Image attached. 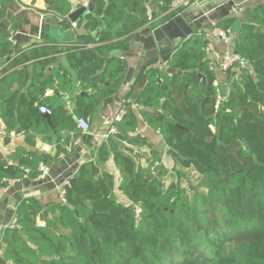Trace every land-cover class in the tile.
Returning a JSON list of instances; mask_svg holds the SVG:
<instances>
[{
	"label": "trees",
	"instance_id": "16d2710c",
	"mask_svg": "<svg viewBox=\"0 0 264 264\" xmlns=\"http://www.w3.org/2000/svg\"><path fill=\"white\" fill-rule=\"evenodd\" d=\"M174 1L103 0L71 23L69 0H45L44 14L58 18L63 30L74 24L76 40L64 50L54 45L33 49L32 59L45 58L35 67L51 65L54 56L64 52L80 79L89 78L91 88L90 94L76 98L72 114L61 107L51 109L53 127L63 125L75 132L79 119L86 120L115 93L127 66L124 60L103 59V54L126 50L136 32L155 27L149 24L146 6L154 8L152 20L161 15L160 23L180 14L182 9L171 10ZM6 13L7 6L1 5L0 21ZM235 24L234 19H224L216 28L231 30ZM238 24L234 52L247 66L237 67V80L230 83L218 107L220 117L215 116L217 89L207 60L208 41L194 33L177 46L164 69L152 68L151 63L144 67L143 91L126 101L136 106V112L124 110L114 123V137L98 148L95 162L79 167L70 188H64V203L49 210V220L34 200L19 204L14 223L2 238L0 264H264V6L247 9ZM11 31H16L14 24ZM7 36L0 38L2 61L15 52ZM13 63L16 68L22 60ZM10 68L1 71L0 130L3 127L5 136L30 127L50 134L36 111L45 101L16 99L25 77L20 69L7 73ZM50 86L47 82L43 89ZM29 91L34 95L40 89ZM137 114L161 136L176 167L193 168L200 176L191 196L179 179L169 176L174 168L168 173L154 163L156 156L140 167L118 150L120 142H131ZM31 139L26 137L27 146ZM56 151V158L64 153L59 147ZM110 155L118 178L100 169ZM8 160L13 165L7 168L0 161L3 187L23 177L36 181L40 165H48L39 154L20 146ZM37 217L44 227L36 226Z\"/></svg>",
	"mask_w": 264,
	"mask_h": 264
},
{
	"label": "crops",
	"instance_id": "0c3cea01",
	"mask_svg": "<svg viewBox=\"0 0 264 264\" xmlns=\"http://www.w3.org/2000/svg\"><path fill=\"white\" fill-rule=\"evenodd\" d=\"M69 1L73 10L76 9V0ZM1 5L7 6V13L0 21V38L7 34V38H9L11 35L13 43H10L15 47V52L10 59L6 61L0 60V78L3 76L1 71L10 68V65L11 68L7 73L20 69L25 77V85L19 91H15L16 99H26L34 102L45 101V106L43 107L49 109L61 107L68 114H72L75 109L76 98L91 93V88L88 86L89 78L80 79L68 63L66 54L62 51V53L54 56V61L51 65L42 66L41 69L35 67V63L44 61L45 58L34 60L30 57V54L33 49H40L46 45H54L59 50L70 47L76 40L75 25L70 24L71 28L68 30H63L60 25L58 27L47 26L42 32L43 19H58L44 14L46 11L45 0H0ZM262 6H264V0H193L189 6L182 9L180 14H191L189 22L194 27H197V32L195 31V33L203 34L208 41L207 60L209 62H218L221 56L234 51L233 39L237 35L239 30L238 23L243 19L246 10ZM153 10L154 8L151 7V11L147 12V15L150 14L151 16ZM160 17L161 15H158L155 20H152V24H155V27L163 24L160 23ZM193 17L197 18L193 21ZM224 19H234L236 21L235 26L231 29V41L228 43H224L211 35L212 25H216ZM12 24L16 28L15 32L11 31ZM146 28L139 30L132 36L128 44L129 47L126 50H120L121 56L119 58L110 57L124 60L127 66L126 75L117 86L115 93L102 101L87 116L86 122L89 125L87 134L80 129L78 123L75 132L63 125L57 129L53 126V129H51L49 126L50 134L36 133L35 130L37 128L32 130L30 127L25 131L11 132L9 136H5L1 134L0 130V153L6 161L4 168L13 165L8 160V156L19 146L25 147L28 151L40 156L43 154L47 155V158L43 159L48 161L47 167L49 168L48 175L42 179L38 178L36 181H30L27 177H23L15 182L8 183L4 187L0 184V255L3 253L4 247L2 238L5 230L13 225L19 204L25 199H32L42 209V215L46 213V216L51 218L49 210L51 211V208L56 205L63 204L59 193L65 188L66 183L71 182L81 165L95 162L98 148L108 138L114 137V134H112L105 138L114 126V118L121 112L124 113L127 107L129 109L133 108L131 106L124 107L127 99L138 96L147 83V78L144 81L141 79L142 76L146 77L142 71L149 64L147 62L149 57L146 55L145 49L147 43L143 40L146 37L143 32ZM50 31H55V35L50 36ZM69 32L73 33L74 41L68 42L67 40L71 39L68 35L64 38L59 36ZM89 48H92V46ZM111 51H107L104 54ZM17 60H22V63L13 68L17 64L13 63V61ZM150 63L153 65L152 68H165L163 67L165 66L163 62ZM225 75L218 70L214 71L215 81L221 87L224 86ZM46 81L51 83V86L43 89L44 84L47 83ZM35 86L40 91L31 95L29 90ZM79 110H81L80 107ZM36 111L39 120L47 123L41 119L42 114L39 113L38 109ZM19 129L20 125L17 124L16 130ZM76 133L80 134V136L75 137ZM84 135H90L91 140L89 142L83 141ZM27 136L32 137L30 146L26 145ZM4 138H8L9 142H4ZM129 138H131V142L122 141L117 144L118 150L128 156H132L140 167H145L148 163L154 162V156H156L157 159L154 163L161 164L168 173L175 168L174 160L168 154L169 149L161 136L150 129L138 114L136 131ZM57 147L64 151L58 158H56ZM100 169L103 173H111L118 178L111 155L107 161L100 164ZM52 213L53 216L58 214L56 211ZM18 233L21 235L20 231Z\"/></svg>",
	"mask_w": 264,
	"mask_h": 264
},
{
	"label": "water",
	"instance_id": "95a60500",
	"mask_svg": "<svg viewBox=\"0 0 264 264\" xmlns=\"http://www.w3.org/2000/svg\"><path fill=\"white\" fill-rule=\"evenodd\" d=\"M103 0H89L90 5L87 10H85L83 7H78L70 12L67 19L71 23H75L78 18H80L83 14L91 13L93 11L94 6L99 2ZM191 14H177L171 19H169L167 22L163 23L162 25L155 27V28H149L147 27L144 29V33L146 34V37L143 38V40L146 41L147 45L145 47L146 49V55L149 57L148 63L150 62H167L169 58L172 56L173 51L179 46L181 43L185 42L190 36H192L195 31L197 30V27H194L191 22H189ZM197 17H193V21ZM61 24V21L59 19H43L42 20V29L41 31L44 32V29L48 26L58 27ZM60 34V33H59ZM50 36L55 35V31H50ZM66 35L70 36L71 39H68L67 41H74V35L72 32L60 34L62 38H64ZM121 52L119 50H113L107 54L103 55V58H110V57H120ZM166 72H169L168 69H165ZM199 78H201L202 83L205 85V79L202 75H198ZM141 79L144 81L146 80L145 76H142ZM129 107L126 108L128 110ZM41 119L43 121H46L48 125L52 128L50 116L47 115H41ZM55 132V131H54ZM4 142H9L8 138L3 139ZM91 140L90 135H84L83 141L89 142ZM171 150V149H170ZM42 158H47V155L43 154L41 156ZM0 161L2 162L3 166L6 165V161L3 159L2 154L0 153ZM46 216V213H44ZM46 218L49 220V218L46 216Z\"/></svg>",
	"mask_w": 264,
	"mask_h": 264
},
{
	"label": "built area",
	"instance_id": "2783aa9c",
	"mask_svg": "<svg viewBox=\"0 0 264 264\" xmlns=\"http://www.w3.org/2000/svg\"><path fill=\"white\" fill-rule=\"evenodd\" d=\"M192 1L193 0H175L172 3L171 10L174 11V10L183 9V8L189 6ZM89 5H90L89 0H76V8L83 7L85 10H87L89 8ZM146 9H147V12L151 11L150 6H146ZM148 19H149V24H152V18L150 16V14L148 15ZM211 35L220 39L224 43H228L229 41H231V38H230L231 37V30L223 31V30L217 29L216 25H212ZM8 40H9V42L13 43V38L11 35L9 36ZM246 66H247V62L242 61L241 58L239 57V55L237 53H235L234 51L230 52V53H226L223 56H221L218 62L217 61L209 62V70L210 71L214 72V71L218 70L222 74H226L229 71H231L237 67L244 68ZM163 67H165V66H163ZM213 86L216 87V89H217V100L215 102V109H217L220 106L222 99L220 97V90H219L218 82L215 81L213 83ZM127 104L129 106L133 107L134 109H136V106L134 104H132L130 102H128ZM38 111H39V113H41L43 115H47V116H51V114H52L51 109H49L47 107H43V106L39 107ZM123 115H124V113L121 112L119 115H117L114 118L113 122L119 121ZM77 123H78V126L80 127V129L85 134H87L88 130H89V125L86 122V120L79 119L77 121ZM115 133H116V130L114 129V126H113L111 128V130L109 131L108 135L105 136V138L112 135V134H115ZM1 134L5 135L3 127H1ZM39 171H40L39 178L42 179L48 175L49 168L45 165H40ZM12 182H15V181H12ZM9 183H11V182H9ZM65 187L70 188V183H66ZM59 196H60L61 202L64 203V189L60 191ZM139 212L140 211L137 210L136 214H139ZM35 223H36L37 227H44L45 226L44 221H42L38 217L35 219Z\"/></svg>",
	"mask_w": 264,
	"mask_h": 264
},
{
	"label": "rangeland",
	"instance_id": "374dc122",
	"mask_svg": "<svg viewBox=\"0 0 264 264\" xmlns=\"http://www.w3.org/2000/svg\"><path fill=\"white\" fill-rule=\"evenodd\" d=\"M235 71V72H234ZM233 72H230L228 74L225 75L226 80L224 82V86L221 87L219 84V90H220V97L223 100V95H225L227 88L229 87L230 83L234 82L237 80L238 77V68H235ZM222 102V101H221ZM216 118L219 116L220 117V109L217 108L216 109ZM214 130V129H213ZM174 173L169 175L171 176V179H179L178 181H180L181 186L183 188L186 189V191L188 192V196H191V189L192 188H196L198 187V185L201 182V178L200 176L193 170V168H188V169H181L180 167H176L174 168ZM181 174L182 176H179L178 174ZM180 177V178H179ZM170 181L167 180L166 183Z\"/></svg>",
	"mask_w": 264,
	"mask_h": 264
}]
</instances>
